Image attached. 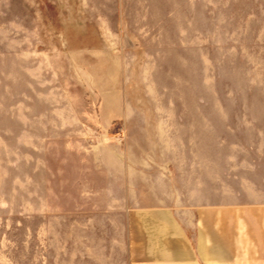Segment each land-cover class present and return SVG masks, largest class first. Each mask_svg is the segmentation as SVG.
I'll return each instance as SVG.
<instances>
[{
  "label": "rangeland",
  "instance_id": "374dc122",
  "mask_svg": "<svg viewBox=\"0 0 264 264\" xmlns=\"http://www.w3.org/2000/svg\"><path fill=\"white\" fill-rule=\"evenodd\" d=\"M198 180L264 188V0H0V264H129Z\"/></svg>",
  "mask_w": 264,
  "mask_h": 264
},
{
  "label": "crops",
  "instance_id": "0c3cea01",
  "mask_svg": "<svg viewBox=\"0 0 264 264\" xmlns=\"http://www.w3.org/2000/svg\"><path fill=\"white\" fill-rule=\"evenodd\" d=\"M163 191L124 211L129 264H264V188Z\"/></svg>",
  "mask_w": 264,
  "mask_h": 264
}]
</instances>
